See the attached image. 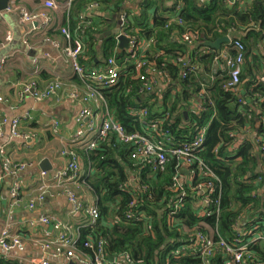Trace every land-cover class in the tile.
Here are the masks:
<instances>
[{"label":"trees","instance_id":"1","mask_svg":"<svg viewBox=\"0 0 264 264\" xmlns=\"http://www.w3.org/2000/svg\"><path fill=\"white\" fill-rule=\"evenodd\" d=\"M98 1L113 8L112 0ZM256 1L245 11L226 10L223 7L226 0H213V7L198 16L181 12L175 21L156 17L153 30L143 36L154 40L152 50L143 54V60L163 73L168 83L165 90L158 94L155 89L152 93L141 91L144 81L138 75L144 69L134 65L120 74L115 86L102 91L114 120L128 133L142 132L145 128L131 110L146 107L150 119H161L160 127L167 137L152 135L163 145L177 146L189 141L195 128L205 125L206 138L198 155L214 176L195 175L189 184L181 182L180 186L182 174L176 156L167 155L165 164L153 170L143 161L133 159V145L120 142L114 132L95 150L74 148L93 169L81 180L93 192L100 212L94 225L81 227L82 239L76 243V251L93 255L97 241L104 239L108 255L128 253L133 264H205L200 255L181 250L195 242L198 231L217 230L215 241L221 238L235 246L238 240L249 242L254 237L247 231L264 230V156L259 149L263 142L255 141L263 137V126L257 123L264 115V85L258 83L248 65L244 67L239 86L246 101L238 103L237 94L223 88L227 72L214 69L217 53L202 45L234 34L245 46V66L248 57L257 61L252 52L256 43L264 40V1ZM74 9L77 8H71L67 20L71 30L76 29L81 13L80 9L74 16ZM251 28L244 37L243 33ZM187 31L197 36L192 45L183 39ZM92 39L89 37V43ZM224 45L230 55L235 54L233 48ZM200 48L207 52L197 55L195 51ZM186 52L198 67L182 78L185 68L181 63ZM202 72H211L213 78L205 80ZM204 83L208 85L204 109L196 114L190 110V100L198 96ZM246 129L249 131L241 144L234 147ZM205 183H211L215 190L208 194L212 199L209 206L202 205L204 196L197 189ZM86 235H90L91 248L83 244ZM228 262L227 254L219 249L208 264ZM0 264L22 263L0 259ZM235 264H264V241L249 242L244 259Z\"/></svg>","mask_w":264,"mask_h":264},{"label":"built area","instance_id":"2","mask_svg":"<svg viewBox=\"0 0 264 264\" xmlns=\"http://www.w3.org/2000/svg\"><path fill=\"white\" fill-rule=\"evenodd\" d=\"M226 1L234 5L244 3L247 0ZM58 6L55 0H44V9L39 11H29L21 4L8 5L4 11L17 12L21 23H32L36 25L35 28L45 30L53 24V19L48 10H55ZM102 6L103 5L98 0L87 1L83 11L78 15L76 29L74 28L75 30H71L69 25L60 28V33L66 42L63 51L69 59L73 73L81 80V90L70 85H65L60 79H54L43 87L37 86L35 82L23 86V92L31 93L33 98L38 101L53 98L56 103H60L67 98L78 101L82 105L80 112L76 116L78 129L72 135L68 143L62 148L60 153L65 157L62 167L51 172V174L47 171H40L37 177V180L40 182L38 190L25 207L34 209L47 197L55 198L57 196H64L70 204V216L81 215L83 221L81 226L83 227L94 225L100 217V212L95 203L86 202L78 192L80 186L83 188L86 186V183H84L83 180L80 181V157L74 151V148L79 147L87 151L95 150L99 147L100 142L107 138L110 132H114L116 138L120 142L132 144L133 149L131 151V157L143 161L151 166L153 170L165 164L167 155H173L180 160L179 169L185 166L188 170L186 176L189 180L187 182L184 181V183L189 184L195 175L202 174L214 176L205 165L203 159L198 155V153L203 150V144L206 138L205 132L207 127L205 125L196 127L194 130L195 134L189 141H185L177 146H172L163 145L155 141L152 135L153 133L162 134L166 137L167 135L160 127L162 120L150 119L146 107L130 111V113L136 115L141 124L145 126L142 132L128 133L122 125L114 120L103 98L102 91L118 83L120 74L126 69L123 62L127 55L121 54L117 57H106L100 67H91L81 61L83 50L90 37L89 31H87L91 24L89 13L96 9H100ZM72 7L73 0H67V20L69 19V13ZM121 21V26L123 24V27L128 28L129 24L127 21H124V17L122 16ZM178 23L181 24L182 22L178 20ZM122 34H125L130 39L128 55H140L135 64L138 69H144V73L138 75L139 78L144 81L141 91L149 93L154 92L158 83L165 81L163 73L160 70H157L148 61L143 60V54L147 51L148 47L154 43V40H141L140 36H137L134 32ZM196 38V34L190 31L183 34L184 41L191 45ZM9 39L10 36L7 35L6 40ZM52 43L55 47H60L58 41H53ZM226 44L235 50V54L230 55L226 47L223 51L220 50V52L217 53L214 61L215 63H221L222 70L227 72L228 80L223 85V88L226 91L236 93L238 96V103H245L246 100L243 98L244 93H241L242 91L239 86L242 66L245 60V46L240 39L231 37L229 43ZM4 61V59L0 60V67L3 65ZM181 67L185 68V72L182 74V78H184L187 74L195 72L197 66L195 62L188 59L181 63ZM257 81L259 84L264 85V75L259 76ZM206 86L207 85H201V90L197 94L198 96L192 101L195 102L194 107L190 106V110L194 111L196 114L204 109L203 100L205 99ZM175 87L178 88V85H175ZM158 93L159 92L156 90V94ZM1 100L2 98H0V101ZM97 109L102 111V113L98 115L100 117L99 121H97V115H95ZM258 121L257 124L261 123L263 126V137H259L255 141L256 143L258 141L263 142L259 149L261 155L264 156V115L261 116ZM6 124H9L12 136H21L19 132V118L13 117L8 119L7 117L0 116V137L3 134L2 127ZM51 128L52 132L57 134L59 122L57 120H52ZM248 131L249 129H246V131L242 133L241 138L235 141L234 147H238L241 144L242 139L245 137L244 135H246ZM167 140L170 142L168 138ZM0 156L2 159L1 166L5 172L4 174L15 175L27 167L26 163L11 162L5 150H0ZM184 175L185 174H182L181 177ZM180 178L178 182L181 186ZM259 180L260 178L257 179V182ZM48 181L51 182L48 183ZM51 185H53L54 188H52ZM197 189H199L204 196L201 200L202 205L209 206L212 199L208 197V194L210 195L215 191L212 184H199ZM9 199V206L11 208L19 207L23 202L21 197V184L18 180H15L11 186ZM172 213H175V211ZM39 221L44 225L52 226L55 233L41 238L34 236L31 239L32 244L40 250L42 256L40 258L32 257L27 259V264H63L53 262V260L58 258H62L64 264L70 262L74 264H133L132 258L128 253L112 256L113 260L111 261L109 259L110 255L104 250L106 244L104 239H99L97 241V249L93 255L76 251L75 245L82 238L74 236L66 223H62L52 215H42ZM247 233L254 235L249 242L257 239L264 241V230H249ZM214 236H218L217 230L208 228L206 233L198 231L195 234V242L191 245L183 246L181 250L190 252L192 255H200L205 264H208L215 250L219 249L227 254L230 259V262H228L229 264L239 263L244 259V254L246 253L249 242L238 240L235 246H231L221 238L215 241ZM89 239L90 235H86L83 238V244L91 248L92 244ZM27 246L28 242L22 238L20 233L13 231L10 226L0 230V249L3 251L9 252L15 250L24 252Z\"/></svg>","mask_w":264,"mask_h":264},{"label":"crops","instance_id":"3","mask_svg":"<svg viewBox=\"0 0 264 264\" xmlns=\"http://www.w3.org/2000/svg\"><path fill=\"white\" fill-rule=\"evenodd\" d=\"M55 1L59 5L58 8L48 10L53 24L45 30L35 28L36 25L32 23H21L17 12L2 11L0 13V60H5L0 67V98H2L0 116L8 119L19 118V132L21 133V136L14 137L10 133L9 124L4 125L3 134L0 137V150H5L11 162L27 164V167L17 174L7 175L2 169L0 156V230L10 226L28 242L24 252L15 250L5 252L0 249V259L14 260L22 264H27L26 261L29 258L42 256L40 250L31 242L34 236L41 238L55 233L52 226L44 225L39 221L42 215H52L62 223H66L71 233L80 238L81 223H83L81 215L70 216V204L64 196L47 197L34 209L25 207L40 185L37 180L41 171L40 161L44 158L49 160L52 165V170L47 171L49 174L62 167L65 157L60 153L78 129L76 116L82 106L80 102L67 98L60 103H56L53 98L38 101L31 93L23 92L25 84L35 82L37 86L43 87L54 79H60L65 85L81 90V80L73 73L69 59L63 51L66 42L60 33V28L69 22L67 21V0ZM85 1L87 0H73V7L77 8L72 12L74 16L80 9L81 12L83 11ZM43 2L44 0H10L8 5L21 4L29 11H39L44 9ZM111 3L113 8L103 5L100 9L89 13L91 24L87 31L93 39L92 42H87L81 56V61L88 66L100 67L106 57H117L121 54L127 55L123 62L125 68L134 66L140 55H128V50L119 53V43L116 39L118 34L134 32L140 36L141 40H146L143 36L153 30L156 17L175 21L181 12L198 16L213 7V0H112ZM254 3L258 1L247 0L234 5L226 1L223 7L226 10L245 11L250 10ZM119 13L129 24L128 29L123 27V24L122 26L118 24L117 15ZM109 32L112 34L108 35ZM7 35L10 36L9 40H6ZM226 36L235 38L234 34ZM171 38L174 39L173 36ZM53 41H58L60 47H55ZM225 48V45L221 46L222 51ZM147 50H152V47L149 46ZM203 52L207 51L202 48L195 51L197 55ZM252 55L256 56L257 61L248 57L246 66L245 64L242 66V71L248 65L251 73L258 78L264 75V40L256 43ZM183 58V61L190 59L187 52ZM213 65L215 70H222L221 63ZM196 66L198 67V64ZM202 74L205 80L213 78L211 72H202ZM248 78H244L243 82ZM166 85L168 83L165 81L158 83L157 92L165 90ZM202 85H207V83ZM241 91L244 93L243 89ZM190 101L189 106L194 107L195 102ZM95 112H97L95 115L99 121L98 115L102 111L97 109ZM52 120L59 122L57 134L52 132ZM79 157L81 181V177L86 178L93 173V169L86 163L83 155ZM262 169L264 170V165ZM15 180L21 184L23 202L19 207L11 208L9 191ZM188 180L186 175L180 178V182ZM51 187L54 188L53 185ZM78 192L86 202L95 203V197L89 187L81 188L80 186ZM53 262L64 264L62 258L55 259Z\"/></svg>","mask_w":264,"mask_h":264},{"label":"water","instance_id":"4","mask_svg":"<svg viewBox=\"0 0 264 264\" xmlns=\"http://www.w3.org/2000/svg\"><path fill=\"white\" fill-rule=\"evenodd\" d=\"M9 1L10 0H0V12L4 11L7 8ZM117 20H118V24L121 25V13H119L117 15ZM256 29L259 30V25L257 26ZM251 30H253V28H251V29L247 30L245 33H243V36H246L247 33ZM110 34H112V33L109 32L108 35H110ZM116 39L118 40V43H119V53H122L124 50L129 49V41H130L129 37H127L125 34L120 33L117 35ZM229 41H230L229 36H223V37H219V38L215 39L214 41H205L202 44H203V46L214 50L216 53H219L221 50V46L226 44V43H229ZM39 167H40L41 171H51L52 170V165L50 164V162L47 158H44L40 161ZM179 172L182 174H185V175L188 174V170L185 166H182L179 169ZM109 259L112 261L113 257L109 256ZM68 264H74V263L70 262Z\"/></svg>","mask_w":264,"mask_h":264}]
</instances>
